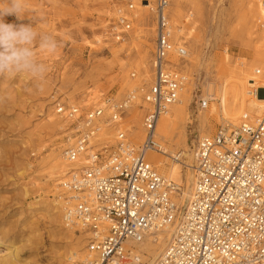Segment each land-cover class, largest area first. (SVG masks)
<instances>
[{"label":"rangeland","instance_id":"374dc122","mask_svg":"<svg viewBox=\"0 0 264 264\" xmlns=\"http://www.w3.org/2000/svg\"><path fill=\"white\" fill-rule=\"evenodd\" d=\"M126 1L24 0L21 18L3 16L6 23L31 25L53 36L58 47L54 53L34 48L37 59L48 67L42 81L0 76V264H67L70 257L85 256L87 234L65 227L60 216L56 183L62 173L50 176L56 155L60 157L71 141L69 123L61 127L53 100L85 113L106 97L122 99L133 88H138L137 98L141 96L139 88L145 89L151 77L152 15L140 0H129L133 21L123 42L104 35L115 9ZM191 2L180 3L177 17L172 16L174 0L168 8L173 40L184 44L189 55L179 65L187 77L180 92L186 93V109L172 137L174 152H182L186 143L191 151L199 132L211 135L226 124L220 119L219 89L230 87L238 69L251 66L254 75L256 68L264 69V31L258 27L256 0ZM0 7H7L6 0H0ZM137 11L142 12L139 20ZM201 99L207 100L205 108ZM136 102L140 101L136 99L123 117L134 127L140 126L144 112ZM182 169L181 182L170 177L180 193L191 185L184 178L190 170ZM176 201L182 206L185 198L178 196Z\"/></svg>","mask_w":264,"mask_h":264},{"label":"built area","instance_id":"2783aa9c","mask_svg":"<svg viewBox=\"0 0 264 264\" xmlns=\"http://www.w3.org/2000/svg\"><path fill=\"white\" fill-rule=\"evenodd\" d=\"M256 3L263 12L258 27L264 31V0ZM146 4L154 40L151 77L145 89L139 88L146 104L142 139L134 142L121 126L138 88L119 100L106 97L85 113L53 100L72 139L62 150L68 169L58 181L63 221L87 234L85 256L73 264H141L144 252L134 243L167 226L174 227L172 235L154 264H264V81L251 80L248 88L251 98L262 99L258 115L244 112L237 125L220 124L213 134L197 138L191 190L179 206L180 186L160 174L147 153L162 150L156 125L185 87L179 65L188 54L173 40L170 0ZM132 9L129 0L118 6L104 35L123 42ZM254 73L264 76V69ZM200 101L205 108L207 100ZM103 128H111L113 142ZM172 158L181 159L178 153Z\"/></svg>","mask_w":264,"mask_h":264},{"label":"bare ground","instance_id":"6f19581e","mask_svg":"<svg viewBox=\"0 0 264 264\" xmlns=\"http://www.w3.org/2000/svg\"><path fill=\"white\" fill-rule=\"evenodd\" d=\"M144 1H145V3H142V4L140 3V4L142 7L146 8L148 10L149 5L146 4V1L149 4H151L152 1H148V0H144ZM183 1H188L189 4L192 3L191 0H174L175 9H174V12L172 14L173 17H177L180 14V12H179L180 6H181L180 3H182ZM170 2H171V0H170ZM257 10L259 13V17L262 16L263 12H262L260 6H258V4H257ZM136 16H137L138 20L141 19L142 18V12L137 11ZM177 31H178V29H177ZM258 48H260V50H262L263 45L261 44L260 46H258ZM262 62H264V57L262 58ZM251 69H252L251 66H246L244 68L241 67L240 69H238L237 77H235V79L231 83L230 87L227 88V87L222 85L219 89L220 119H222L224 122H226L228 124L235 125L236 124L235 122L239 120V117L244 112H247L250 114H256V115H258L261 112V109L263 107L262 99L251 98L250 95L248 94V86H250V84L252 83V82H250L251 80H253L256 84H259V85L263 84L264 76H258V75L251 74ZM185 99H186V93H182V95L178 97V100H177L178 103L176 102L173 105H171L169 107V109L167 110V112L160 116V118L157 122V125H156V137L161 144L162 150L160 152H157V151L148 152L147 158L157 168V170L159 171L160 174H162L164 176H169V178L170 177L174 178L179 182H181L182 178H183L182 167L186 166L188 168V170H190L191 172L185 171V173H184L185 182L189 183V181H191V185H192V182H193L192 150L187 151V149H185V148H188L187 143H186L183 145L185 148H183L184 150L182 152H179V151L174 152L175 146L172 144V137L174 136V134L176 133V131L178 129V124H179L178 121L182 117V115L186 109L185 108V102H186ZM137 100H139L140 102H136L134 105H137V108L139 110L144 111V107L146 106V104L144 102L141 103V101H142L141 96L138 97ZM212 108L213 107H211V109ZM59 118H62V116H59ZM52 121L54 123V120H52ZM60 121L62 123L61 127L65 126L64 123H66V122L68 123V121L63 119V118ZM134 123H136V122H134ZM49 124H51V123H49ZM134 125L135 124H131V122L127 123L126 121L124 122L123 120H122V124H121V126L129 132L132 140L134 142H136V141H139L142 139L143 132L141 129V125L136 126V127H134ZM182 129H183V127H182ZM102 134L110 136V138L112 139L113 133H112L111 128H103ZM68 135L69 136L67 137V141L72 140L70 132ZM204 135H207L206 130H204L201 133L199 132L198 137H202ZM111 141L113 142V139ZM181 147H182V145H181ZM176 153L180 154V158L182 157L181 156L182 154L184 155V157L179 162L178 161L176 162V160H174L172 158V156L176 155ZM61 156L59 157V154L56 155V158H55L56 162L54 163V165L52 167V174L50 175L52 177H54V175H56V174H57V176H60L61 173L63 175L65 173V171L68 169V166H67L68 164L64 163L65 161L63 160V158ZM56 184H58V182ZM191 185L187 191H183V193L182 192L180 193V191H179L175 195V198L177 199V197L179 196V197H181L182 200L185 198V201H186V199L189 195V192L191 190ZM58 189H59V187H58ZM59 191H60V189H59ZM59 191L57 192V200H59L58 204H60L59 211L61 212L60 216L62 219V223L65 227L71 229L72 226L66 224L63 221L62 202L58 198L59 197L58 196ZM59 211H58V213H59ZM173 229H174L173 226H167L161 230H158V231H155L153 233L146 235L144 240H142L140 243H134L137 250H139L140 252L141 251L144 252V254H142V256H141V260H142L141 264H154V262L159 257L160 253L162 252L163 248L165 247L166 243L170 239L172 232H173ZM72 251H74V250H72ZM68 260L69 261L67 262V264H73L74 263V260H72L71 257Z\"/></svg>","mask_w":264,"mask_h":264},{"label":"clouds","instance_id":"9594fccd","mask_svg":"<svg viewBox=\"0 0 264 264\" xmlns=\"http://www.w3.org/2000/svg\"><path fill=\"white\" fill-rule=\"evenodd\" d=\"M7 7H0V76L24 75L42 81L48 67L37 59L35 46L54 53L58 47L56 39L49 34H40L31 25L19 26L6 23L3 16L15 14L22 17L24 0H6Z\"/></svg>","mask_w":264,"mask_h":264}]
</instances>
